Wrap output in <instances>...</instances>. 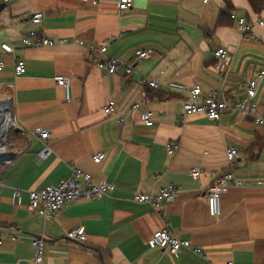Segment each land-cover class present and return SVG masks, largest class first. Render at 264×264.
Returning a JSON list of instances; mask_svg holds the SVG:
<instances>
[{
  "label": "crops",
  "instance_id": "obj_1",
  "mask_svg": "<svg viewBox=\"0 0 264 264\" xmlns=\"http://www.w3.org/2000/svg\"><path fill=\"white\" fill-rule=\"evenodd\" d=\"M3 2L0 97H10L16 128L0 168L5 181L0 185V264H264V187L257 183L264 179V124L234 108L218 121L201 113L184 116L187 91L140 83L143 76L162 84L176 79L188 87L201 84L200 100L213 89L223 90L231 101L246 98L249 82L264 69V23H258L264 10L256 13L249 0H133L125 11L119 10V0ZM39 11L44 16L34 23L32 14ZM229 12L247 17L256 37L243 39ZM33 30L68 41L24 45L23 34ZM112 36L109 54L132 62V73L106 74L90 63L86 45ZM4 43L13 51H3ZM221 48L226 55L216 54ZM138 49L152 56L135 61ZM17 59L26 63L24 74L15 72ZM58 74L70 79V100L54 78ZM111 99L117 107L106 114L103 108ZM255 99L264 112V77ZM144 109L152 112V125L141 120ZM40 128L50 131L48 139L41 138ZM169 140L180 142L173 155L166 150ZM45 144L51 152L43 157ZM230 145L239 151L234 175L251 183L231 185L221 195L222 213L216 217L208 211L204 188L229 168ZM100 151L104 159L94 163ZM71 164L97 182L112 183L113 190L99 199L68 202L48 217L29 211V191L59 183L70 175ZM196 165L203 168L197 179L188 173ZM170 184L179 194L158 210L133 200L135 193L158 192ZM14 189L20 190V201L14 200ZM166 225L205 256L186 248L152 247L154 232ZM75 227H84L86 241L67 238L65 232ZM35 237L45 242L40 263L34 259Z\"/></svg>",
  "mask_w": 264,
  "mask_h": 264
},
{
  "label": "built area",
  "instance_id": "obj_2",
  "mask_svg": "<svg viewBox=\"0 0 264 264\" xmlns=\"http://www.w3.org/2000/svg\"><path fill=\"white\" fill-rule=\"evenodd\" d=\"M10 1V0H6ZM90 1L93 4H97V0H82ZM208 2L209 0H203ZM133 4V0H119V10L125 11L129 9ZM44 14L39 11L32 14V21L39 23ZM229 18L234 21L243 37V39H250L256 37L253 30V23H251L247 17L238 16L235 12H229ZM259 24H263L264 20H259ZM115 39L114 36L109 37L103 43H89L86 45L89 61L91 64L96 65L106 74H113L118 70L122 69L124 73L130 74L134 69L132 62L125 63L121 59L114 57L109 54V44ZM22 41L24 45L30 47H41V46H53L57 44H64L68 41L67 38L53 39L44 35H40L37 31H30L23 34ZM74 42L79 45H84V41L75 39ZM3 51L12 52L13 46L4 43L1 45ZM227 51L223 48L216 51L217 55L224 56ZM152 53L148 49H138L135 51L134 60L138 61L144 58H149ZM5 62L0 56V70L4 67ZM27 71L26 63L22 59H17L15 62V72L17 75L24 74ZM264 77V69H262L257 78L252 79L249 82L247 88L246 98L239 100H229L228 96L223 90L213 89L203 99L202 97V86L197 83L191 87L186 86L184 83L171 79L167 83L162 84L154 78L143 76L140 79V83L144 87H150L153 89L161 88L162 86L175 91H187L188 97L183 103L184 116L188 114L201 113L204 114L211 120L218 121L221 116L229 109H237L244 116H253V120L256 123L264 124V112L261 111L258 102L255 97L257 95V89L260 79ZM55 80L61 85L66 93L67 100H70V79L62 74L55 75ZM142 94L146 96L145 90ZM134 107L138 108L140 104H134ZM117 107V103L114 99L108 101L104 106V112L110 114ZM140 118L147 125L153 124L152 112L149 109H144L140 113ZM40 136L43 140H46L51 135L50 131L45 128L38 129ZM180 148V142L177 140H169L166 144V150L170 155H173ZM51 152V148L48 144L41 151V156L46 157ZM238 149L234 145H230L227 148L226 155L229 163V168L221 172L215 177V179L208 186L204 188V195L206 197L208 211L213 216H220L222 213V200L221 195L228 191L231 185L241 186L251 183L250 181L237 178L234 175L232 167L234 166L235 159L238 155ZM105 153L103 151L97 152L93 155L92 160L94 163H100L104 159ZM3 159V155L0 154V163ZM71 173L68 177H65L55 185H48L41 189H33L29 191V201L27 203V209L32 212H38L44 217H48L52 213L60 210L66 203L81 199H99L108 195L114 185L110 182L100 181L97 182L93 179L92 175L75 164L70 165ZM203 168L200 165L192 166L188 173L192 178L197 179ZM5 183L4 179L0 177V185ZM258 184L264 187V179L257 181ZM179 187L175 184H170L164 187L158 192L144 193L138 192L133 196V200L140 203H149L155 210H158L160 205L165 202H170L176 199L179 194ZM13 197L15 201H20V190L14 189ZM67 238L84 242L86 241V232L84 227H75L65 232ZM20 240L25 239V235L18 237ZM3 241L2 235L0 234V243ZM152 247L161 246L171 252H177L184 248L190 249L194 253L205 256L203 251L199 247H195L189 240L182 239L176 234L172 233L169 227L166 225L164 228L154 232L152 238L149 241ZM32 247L35 252V262L40 263L43 261L45 256V242L40 238H34L32 241ZM217 264V263H210ZM222 264H234L233 261H227Z\"/></svg>",
  "mask_w": 264,
  "mask_h": 264
},
{
  "label": "bare ground",
  "instance_id": "obj_3",
  "mask_svg": "<svg viewBox=\"0 0 264 264\" xmlns=\"http://www.w3.org/2000/svg\"><path fill=\"white\" fill-rule=\"evenodd\" d=\"M14 120L10 97H0V153L9 151L11 136L16 128Z\"/></svg>",
  "mask_w": 264,
  "mask_h": 264
},
{
  "label": "trees",
  "instance_id": "obj_4",
  "mask_svg": "<svg viewBox=\"0 0 264 264\" xmlns=\"http://www.w3.org/2000/svg\"><path fill=\"white\" fill-rule=\"evenodd\" d=\"M252 9L256 13H261L264 10V0H249ZM3 163H0V168Z\"/></svg>",
  "mask_w": 264,
  "mask_h": 264
},
{
  "label": "water",
  "instance_id": "obj_5",
  "mask_svg": "<svg viewBox=\"0 0 264 264\" xmlns=\"http://www.w3.org/2000/svg\"><path fill=\"white\" fill-rule=\"evenodd\" d=\"M5 4H6V3H4V2L0 4V10H1V8H2L3 6H5ZM6 153H9V152H8V151H6L5 153H4V152H1L0 154L5 155ZM35 236H37V235H35Z\"/></svg>",
  "mask_w": 264,
  "mask_h": 264
},
{
  "label": "rangeland",
  "instance_id": "obj_6",
  "mask_svg": "<svg viewBox=\"0 0 264 264\" xmlns=\"http://www.w3.org/2000/svg\"><path fill=\"white\" fill-rule=\"evenodd\" d=\"M9 151H10V148H9ZM9 151H8V152H9ZM6 154H7V153H6ZM6 157H7V156L3 155V159L1 160L2 163H5V161H7Z\"/></svg>",
  "mask_w": 264,
  "mask_h": 264
}]
</instances>
